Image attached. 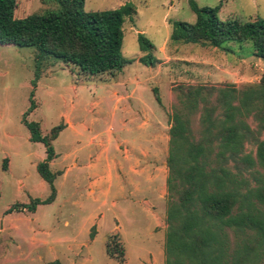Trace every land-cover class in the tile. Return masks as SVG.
Listing matches in <instances>:
<instances>
[{
	"label": "trees",
	"instance_id": "16d2710c",
	"mask_svg": "<svg viewBox=\"0 0 264 264\" xmlns=\"http://www.w3.org/2000/svg\"><path fill=\"white\" fill-rule=\"evenodd\" d=\"M40 3L44 5L41 12L18 18L14 15L17 0H0V45L33 48V89L49 58L61 60L81 80L96 78L98 82L131 62L121 53L123 22L135 12L131 5L87 12L84 0ZM189 5L195 20L175 21L171 40L217 48H224L227 41H249L252 54L264 61V18L221 19L220 4L199 7L190 0ZM137 40L144 53L138 61L155 66L158 59L152 54L153 44L142 33ZM172 91L164 264H264V177L260 171L264 166V74L259 82L242 88L178 84ZM155 99L161 104L156 92ZM34 108L31 100L21 121L29 139L45 146L46 158L36 164V170L50 193L45 199L15 202L5 213L34 211L56 195L58 173L50 170L49 162L55 157L52 142L64 125L42 134L38 122L26 119ZM249 117L254 126L247 121ZM8 165L5 156L1 167L6 170ZM95 232L91 227V239ZM116 238L108 236L105 248L122 263L124 249ZM44 264L62 263L54 259Z\"/></svg>",
	"mask_w": 264,
	"mask_h": 264
},
{
	"label": "rangeland",
	"instance_id": "374dc122",
	"mask_svg": "<svg viewBox=\"0 0 264 264\" xmlns=\"http://www.w3.org/2000/svg\"><path fill=\"white\" fill-rule=\"evenodd\" d=\"M189 1L84 0V10L87 12L115 9L124 4L134 8L135 12L131 17L125 18L122 26L121 53L131 61L126 65L125 73L129 77H146L148 81L144 82V87L151 96L152 105L163 109L168 120L175 103L172 91L175 85L234 84L242 88L259 82L264 74V61L252 54L249 41H227L223 44L224 48H217L171 40L175 21L195 20V13L190 8ZM194 1L199 7H215L220 4L218 16L221 19L264 18V0ZM43 8L40 0H17L14 15L20 18L33 12H41ZM139 33L153 44L152 54L158 59V63L151 69L137 61V57L144 54L137 40ZM32 52V47L0 45V212L15 202L28 203L31 198H42L49 193L48 188L41 191L37 186L41 178L35 166L29 163L46 158L44 144L29 142V132L21 121L22 114L30 106L31 100L35 103V108L27 114L26 119L38 122L42 134L49 132L56 125L65 124L67 116L75 123L83 120L82 123L89 124L92 118L95 120L93 127L89 131L84 130L80 137L68 127L62 129L58 138L53 141L55 152L62 155L75 150L77 153L86 154L87 152H84L87 147H92L93 152H96V143L105 140V109L103 114L101 112L105 101L102 100L104 91L101 83L96 78L81 80L61 60L49 58V65L42 68L33 89L30 83L35 69ZM155 92L160 97L161 104L156 101ZM247 121L254 126L250 117ZM261 138L264 139V131ZM4 154L10 155L11 158L8 172L1 170ZM260 171L264 177V166ZM59 189L61 194L56 204L37 205L34 215L25 214L26 217L17 222L19 233L8 235L7 232H0V264H43L53 260L47 246L41 242H55L57 238L62 237L68 238L78 252L77 264H164L166 195L156 203L143 201L142 208L136 206L126 209L115 221L111 216L117 208H113L111 198H106L105 204V196L98 194L96 201L90 202L83 189L75 192L74 196L67 194L71 193L69 185L63 188L59 185ZM63 194L69 197L64 198ZM65 199L68 202L62 206ZM73 200L81 201L83 208H79ZM53 213L57 219L53 218ZM92 216H100L94 239L89 237L90 227L94 224L91 221ZM64 218L69 221L68 227L63 226ZM32 220L35 223H32ZM25 224L33 228L31 233L27 231ZM32 233L36 244L23 238ZM229 233L232 234V231L229 230ZM110 235H116L117 241L124 249L122 263L106 252L105 243ZM11 236H15L16 240ZM80 241L87 242V245L79 248ZM11 242V245L16 247L12 248L11 254L5 260L4 253L9 250ZM65 245L61 242L54 244L59 252L65 249ZM63 264H67V261Z\"/></svg>",
	"mask_w": 264,
	"mask_h": 264
},
{
	"label": "crops",
	"instance_id": "0c3cea01",
	"mask_svg": "<svg viewBox=\"0 0 264 264\" xmlns=\"http://www.w3.org/2000/svg\"><path fill=\"white\" fill-rule=\"evenodd\" d=\"M139 57H137V61ZM126 65L121 72L116 73L112 77L106 75L105 81H100V86H102L104 91L102 100L105 101V107H101L102 114L103 109H105V140H100L96 143V152H93L92 147L86 148L84 153L87 152V155L77 153L75 150L62 155L55 152V157L49 162L50 170L58 174L54 179L55 198L47 205L56 204L61 194L59 185L61 188L69 185L71 188V193H67L69 196H74L75 192L83 189L87 200L90 202L96 201L98 194L105 196V204L106 198H111L113 208H117L111 218L117 221L120 214L126 209H133L136 206L142 208L141 203L143 201L146 203L155 201L156 203L166 195V179L168 175L166 158L168 155L170 120L167 119L163 109H159L157 105H152L151 96L144 87V82L148 81L146 77H129L125 73ZM147 67L152 68L150 66ZM144 90L145 92H143ZM82 121L79 120L75 123L74 120L67 116L63 129L68 127L77 137H80L83 131H89L95 122L94 118L91 119L89 124H84ZM57 138L58 136L55 139ZM27 140L31 141L29 136ZM5 155L9 159L8 169L3 170L1 167V170L8 172L11 158L8 154H4L3 158ZM27 156L29 158V153ZM29 163L34 165L36 170L38 162L29 161ZM1 184L0 177V188ZM20 186L21 184H19ZM37 186L41 191L48 188L50 193L49 185L42 178L37 182ZM48 195L40 199H45ZM69 196H64L63 194L64 198ZM65 201L62 206L68 202ZM73 203L77 204L79 208H83L81 201L73 200ZM7 207L0 212V232H7L8 235L19 231L17 222L23 220V217H26L25 214L34 215L37 212L36 207L34 211L22 210L5 213ZM14 216L18 217L15 218ZM99 217L95 218L92 216L91 218V221L94 222L91 227L94 226L96 231ZM53 218L57 219L55 213H53ZM106 222L107 214L105 213ZM32 223H35V221L32 220ZM25 225L27 231L31 233L33 228L31 229L27 224ZM63 226H69L67 218L63 219ZM14 237L11 236L12 239H15ZM23 238L29 240L32 244L37 242L33 233ZM62 238H57L55 242L42 241L41 243L47 246V251L49 255H52L53 260L58 259L62 264L65 260L67 264H77L78 252L75 251L68 238ZM59 242L66 244L64 246L65 249L61 252L54 246L55 243L58 244ZM11 244L12 242L9 250H6L4 257L2 256L5 260L11 254L12 248L16 247ZM82 245H87V242L80 241L79 248Z\"/></svg>",
	"mask_w": 264,
	"mask_h": 264
}]
</instances>
